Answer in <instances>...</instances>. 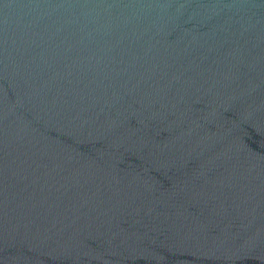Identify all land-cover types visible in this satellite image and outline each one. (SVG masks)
Segmentation results:
<instances>
[{"label": "water", "instance_id": "water-1", "mask_svg": "<svg viewBox=\"0 0 264 264\" xmlns=\"http://www.w3.org/2000/svg\"><path fill=\"white\" fill-rule=\"evenodd\" d=\"M0 264H264V0H0Z\"/></svg>", "mask_w": 264, "mask_h": 264}]
</instances>
